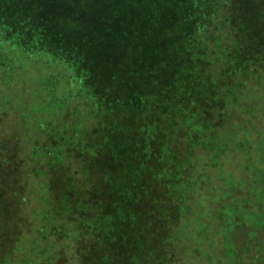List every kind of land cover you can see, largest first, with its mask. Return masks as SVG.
<instances>
[{
    "label": "trees",
    "instance_id": "1",
    "mask_svg": "<svg viewBox=\"0 0 264 264\" xmlns=\"http://www.w3.org/2000/svg\"><path fill=\"white\" fill-rule=\"evenodd\" d=\"M11 3L12 0L3 8L6 17L0 14L3 24L13 19ZM235 13L234 0H201L195 6L192 42L189 54L182 58L183 69L173 79L171 92L150 97L148 106L141 102L155 95L154 90L145 91L146 88L137 93L139 102H135L134 94L130 101L126 94L116 97V89L122 92L127 85L128 75L139 78L138 73L129 70L132 57L112 64L111 58L104 55L103 59L82 63L83 53L73 63L68 43L61 41V52L52 41L36 38L31 23L27 26L20 17L14 19L18 28L12 26L8 36L0 35V168L14 171L10 186L16 199L18 236L1 264H55V255L50 257L51 262H45L42 254L50 251L53 255L50 248L55 249L57 242L58 264H84L87 247L96 239L91 191L105 182L97 173L103 168L106 147L115 150L119 159L126 158L123 151L135 144L147 160L153 153L150 144L157 146L155 153L163 166L155 179L157 191L152 202L164 207L170 205L169 200L183 211L189 210L188 202L194 195L201 199L198 192L203 179L210 178L206 170H218L231 156L242 151L251 153L249 147L262 142L249 127L251 119L245 111L254 113L255 99L264 95V26L244 35ZM66 36L72 43L71 35ZM46 45L51 47L50 56H41ZM76 49L79 48H73L72 53ZM238 113L241 116H235ZM127 143L131 146L125 148ZM256 151L257 165L264 163V151ZM129 154L131 159H139L130 151ZM203 154L202 165L199 159ZM195 169L197 174H193ZM254 173L264 179L262 173ZM253 186L259 188L254 183ZM261 195L262 203L252 204L260 207L258 211L252 207L253 220L235 216V228H248L252 238L258 236V231L264 232V188ZM30 201L39 204L37 216L31 220L27 212L24 214L31 224L41 221L33 232L41 234L40 245L43 241L48 245L36 256L17 260L15 254L24 246L20 244L25 227L22 210L26 211ZM220 212L221 224L229 225L235 220ZM178 215L181 221L173 222L166 216L163 222L174 251L165 264H177L174 259L181 257L178 247L184 254L180 244L181 236L187 235H182L187 226L181 223L191 213ZM221 247L226 264L253 260L264 264L259 250H264V243L257 244L254 254L246 256L244 245L237 247L229 234H222Z\"/></svg>",
    "mask_w": 264,
    "mask_h": 264
},
{
    "label": "rangeland",
    "instance_id": "2",
    "mask_svg": "<svg viewBox=\"0 0 264 264\" xmlns=\"http://www.w3.org/2000/svg\"><path fill=\"white\" fill-rule=\"evenodd\" d=\"M10 1L0 0V14L4 17L6 16L3 8ZM12 1L13 19L5 20L7 22L3 24L0 18L2 22L0 35L8 36L12 26L17 29L14 19L20 17L27 26L29 23L33 25L32 32L36 38L44 42L52 41L58 49L62 47L61 41L68 43V50H71L69 57L74 56L73 63H77L76 58L83 56V53L82 63L103 59L104 55L111 58L112 64L128 61L125 59L132 57L128 63L129 70L138 73L139 78L128 75L127 85L122 92L116 89V97L119 93L126 94L130 101L131 95L134 94L135 102H139L137 93L143 92L146 88L145 91L154 90L155 95H149L147 101L141 102L144 106H148L151 102L150 97L171 92L173 79L183 69L182 58L189 54L187 51L192 42L193 14L195 6L201 3V0ZM234 13L237 26L244 35L251 32V29L254 32L257 26H264V0H234ZM73 29L76 32L72 31ZM66 34L71 35L72 43ZM77 47L79 49L72 53V49ZM50 48L46 45L45 54L40 55H48ZM128 50L134 53L130 54ZM60 51L62 52L63 49ZM113 79L117 78L113 77ZM146 80L148 84L145 83ZM113 84L117 88L118 83ZM263 98L264 95L260 100L255 99L258 101L253 103L254 113L249 115V111H245L251 122L248 119L245 121L250 122L249 127H252L262 142L249 147L251 153L242 151L236 153L237 156H231L218 170H206V175L210 178L203 179L204 185L198 192L201 194V199L198 200L196 198L198 196L194 195V198L188 202L189 210H179L169 200L167 202L170 205L164 207H159L155 201L152 202L157 191L155 179L161 173L163 166L155 153L158 151L157 146L150 144L153 153L147 160L141 157L144 151L135 144L130 150L123 151L126 158L119 159H116L115 150L106 147L107 154L104 153L103 168L98 169L100 173H97L98 176L103 175L105 182L91 191L96 216L94 219L96 239L87 247L84 264H165L167 259H172L174 251L163 222L167 217L173 222L180 219L179 212L181 214L187 212L191 215L186 217L182 215L185 220L181 224L186 223L184 225L187 226L186 231H182V235H187L181 236L180 247L184 254L180 253L178 247L177 252L181 257L174 259L177 264H226L221 257L222 234H229L231 239L235 240L237 247L244 245L248 250L246 256H249V253L254 254L255 246L264 243V232L258 231V236L252 238L248 228L244 226L235 228L237 225L235 216L253 220L252 207L256 211L260 207H254L252 204L262 203L261 190L264 188V179L262 180V176H257L254 172L258 171L264 175V163L257 165L258 161L256 162L258 154L256 149L264 151V103L261 102ZM235 116L241 115L238 113ZM242 116L245 117L244 114ZM13 117L16 116L13 114L12 119ZM9 124L11 126L12 122ZM4 126L7 128V123ZM128 129L127 125L124 131L127 133ZM11 131L13 130H8ZM178 137L183 138L181 135ZM127 144L125 148L131 146L130 143ZM129 151L139 159H131ZM262 154L259 152V155ZM204 158L203 154L202 159H199L202 165L205 163ZM262 160L264 162V157ZM9 170L10 168H0V261L5 253L13 249L18 236L15 196L12 195L10 186L14 171ZM198 172L195 169L193 174ZM217 172L225 176H220ZM253 183L255 187H259L257 190ZM25 207L26 211L24 208L22 210L25 227L20 241L24 246L15 254L17 260L36 256V252H43V247L48 245L47 241H43L40 245L41 234L33 232L41 225V221L39 223L34 221L31 224L24 214L27 212L29 218L34 220L39 204L30 201ZM219 212L235 220L229 225L224 222L221 224L220 214H217ZM260 222L263 223L261 219ZM166 229L170 233V229ZM58 245L55 249L50 248L51 251L54 250L53 255L50 251L46 255L42 254L46 258L45 262H51L50 257L53 258L55 255L54 263L58 264ZM259 250L264 257V250ZM242 255L244 259L245 252ZM245 264H255V260Z\"/></svg>",
    "mask_w": 264,
    "mask_h": 264
}]
</instances>
